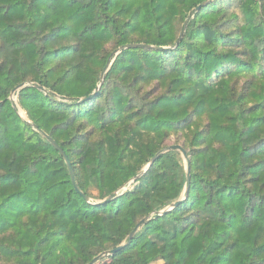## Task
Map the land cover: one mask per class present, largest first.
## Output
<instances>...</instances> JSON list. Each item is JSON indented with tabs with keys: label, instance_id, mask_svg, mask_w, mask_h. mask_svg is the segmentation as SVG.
I'll use <instances>...</instances> for the list:
<instances>
[{
	"label": "trees",
	"instance_id": "16d2710c",
	"mask_svg": "<svg viewBox=\"0 0 264 264\" xmlns=\"http://www.w3.org/2000/svg\"><path fill=\"white\" fill-rule=\"evenodd\" d=\"M205 1L0 0V264H89L150 215L102 261L264 264V0ZM174 137L159 216L180 152L122 189Z\"/></svg>",
	"mask_w": 264,
	"mask_h": 264
},
{
	"label": "water",
	"instance_id": "95a60500",
	"mask_svg": "<svg viewBox=\"0 0 264 264\" xmlns=\"http://www.w3.org/2000/svg\"><path fill=\"white\" fill-rule=\"evenodd\" d=\"M211 0H206L204 3H202L201 5H199L194 12H198L202 7H204L205 5H207ZM150 46L148 45H139V44H129V45H126L124 46L122 49H135V48H149ZM115 57L114 55H112L110 58H109V61L107 62L104 70L102 71V73L100 74V77H99V85L97 86L96 90L94 91V93L92 95H90L88 98L86 99H90L94 96H96L99 92V90L101 89L102 85H103V82H104V79H105V75L107 74V72L109 71V69L111 68L114 60H115ZM29 85L28 84H22L21 86L17 87L16 89H14L12 92H11V95H10V100L11 101H14V97H15V94L17 92H19L20 90L28 87ZM35 88L45 92V90L37 85L34 86ZM86 99H83L82 101H85ZM19 115L21 116V118L29 124V122L23 117L22 114L19 113ZM42 136L44 139H46L50 144H52L54 146V148H56V150L59 151L60 155L62 156V158L64 159L65 163H66V166L68 168V172H69V175H70V179H71V183H72V186L74 188V190L80 195L82 196L86 201H90V199L79 189L78 185H77V182H76V177H75V173L73 171V168H72V165L67 157V155L65 154V152L56 144V142L50 138L49 136H47L46 134L42 133ZM170 151H178L182 154V157L185 159V161L188 160V157L186 155V153L184 152V150L182 149V147L180 146H170V147H166L162 150H160L159 152H157L155 154V156L150 160L148 166L146 169H144L143 171H141L130 183L127 184L126 187H124L122 189V193H124L127 189H129L132 184L134 182H136L137 180H139V178L141 176H143L147 170L163 155H165L166 153L170 152ZM186 176H187V187L185 189V197L184 196H181V198L179 200H177L176 202H174L171 206L165 208L164 210H162L161 212H159V216H163L165 214H167L168 212L172 211L174 208H176L177 206H179L181 203L184 202L187 194H188V190H189V186H190V180H191V175H190V166L189 164L187 163L186 165ZM120 192H116L113 196L103 200V201H99V202H96L95 204L96 205H101V204H104V203H107V202H110L111 200L113 199H116L120 194ZM152 218V215L150 216H147L145 217L144 219H142L136 226L135 228L132 230V232L129 234V237L127 239V241L125 243H123L121 246L111 250V251H108V252H104L98 256H96L89 264H98L99 262H101L102 260H105L113 255H115L117 252L123 250L124 248H126L127 246H129L132 242V240L134 239V237L136 236V234L140 231V229L143 227V225L145 223H147L148 221H150Z\"/></svg>",
	"mask_w": 264,
	"mask_h": 264
},
{
	"label": "rangeland",
	"instance_id": "374dc122",
	"mask_svg": "<svg viewBox=\"0 0 264 264\" xmlns=\"http://www.w3.org/2000/svg\"><path fill=\"white\" fill-rule=\"evenodd\" d=\"M14 100L16 101V97H14ZM20 114H22L24 117H26V114H25L23 111H21V110H20ZM176 140H177V139H175V137L172 138V139L168 142V145L170 146V145L175 144V143H176ZM181 158H182V160H183V165L185 166V169H186L187 161H185V159L182 157V154H181ZM147 166H148V164H147L146 166H144L143 169H142L141 171H143L144 169H146ZM92 193H93L95 196H97V193H96V192H92ZM107 263H108V262H106V261H102V262H99L98 264H107ZM155 264H163V263H161V262H156Z\"/></svg>",
	"mask_w": 264,
	"mask_h": 264
}]
</instances>
